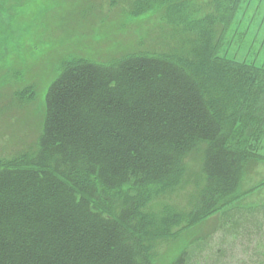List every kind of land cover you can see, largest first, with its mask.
I'll return each instance as SVG.
<instances>
[{
	"label": "trees",
	"instance_id": "16d2710c",
	"mask_svg": "<svg viewBox=\"0 0 264 264\" xmlns=\"http://www.w3.org/2000/svg\"><path fill=\"white\" fill-rule=\"evenodd\" d=\"M244 1L134 0L135 15L163 12L174 44L63 63L36 151L0 159V264H151L149 193L176 185L200 144L195 202L174 220L195 222L230 200L255 159L234 127L257 132L264 118V68L219 54ZM130 185L145 196L115 210L97 204L96 190Z\"/></svg>",
	"mask_w": 264,
	"mask_h": 264
},
{
	"label": "rangeland",
	"instance_id": "374dc122",
	"mask_svg": "<svg viewBox=\"0 0 264 264\" xmlns=\"http://www.w3.org/2000/svg\"><path fill=\"white\" fill-rule=\"evenodd\" d=\"M132 4L134 0H0V159L36 151L44 95L66 61L110 63L174 44L175 28L158 7L135 15ZM219 54L264 68V0L240 4ZM256 130L234 127L236 141L250 148L255 159L247 163L230 200L214 213L195 222L173 218L195 202L203 144L184 156L176 185L149 193L144 212L153 216L154 235L144 244L151 264H264V118ZM117 189L96 190L97 204L115 210L145 196L135 185Z\"/></svg>",
	"mask_w": 264,
	"mask_h": 264
}]
</instances>
